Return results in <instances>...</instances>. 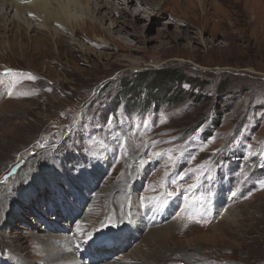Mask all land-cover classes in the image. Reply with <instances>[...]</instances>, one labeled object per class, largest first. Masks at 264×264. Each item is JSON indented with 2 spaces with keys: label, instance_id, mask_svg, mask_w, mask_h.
I'll use <instances>...</instances> for the list:
<instances>
[{
  "label": "rangeland",
  "instance_id": "obj_1",
  "mask_svg": "<svg viewBox=\"0 0 264 264\" xmlns=\"http://www.w3.org/2000/svg\"><path fill=\"white\" fill-rule=\"evenodd\" d=\"M151 3L73 36L0 23V264L75 239L95 197L119 221L120 193L133 245L93 264H264V0ZM163 72V92L138 84Z\"/></svg>",
  "mask_w": 264,
  "mask_h": 264
},
{
  "label": "bare ground",
  "instance_id": "obj_2",
  "mask_svg": "<svg viewBox=\"0 0 264 264\" xmlns=\"http://www.w3.org/2000/svg\"><path fill=\"white\" fill-rule=\"evenodd\" d=\"M120 3L121 5H126V8L121 7L119 9H115L112 5L109 4V0H0V7H2L0 8V23L3 22L4 19H7L5 20V22H3L4 23L3 28L5 30L7 29L6 28L7 24H9L11 30L18 28L22 32L23 30L21 26H24L23 27L24 29L31 30L32 32H36L37 26L35 22L23 17L26 15L28 17L29 15L32 18H38V20L42 22V24L38 25V28H41L42 31L46 30L50 33L55 32V34H59V30L57 29H55V31L52 30V25H54V23H57V25L64 27L65 31L67 33H71V35L73 36L76 35V33H79L77 29L78 27H81L82 24L92 26V29H95L99 25L98 23H100L101 25V23H104V21L110 20L109 18H107L108 15L109 16L119 15V18L126 19V17H129V12L131 11V5L133 6V4H135V6L136 4L141 6L144 5L145 7L151 6V8L155 10L160 9L161 6L160 4L157 3L152 4L151 0H121ZM11 9H12V13L14 12L16 13L14 15V18L11 17V12H10ZM74 11H78L83 15L84 18H82L83 19L81 20L82 22L80 21V18L77 15V13H75ZM103 12L105 13L103 14ZM134 16L137 19L136 21H139L138 19L141 18L140 13L134 14ZM115 23L117 24V21ZM115 23H113L112 26H115ZM1 31L2 29L0 28V34ZM123 31H125V29L122 28L121 25L120 26L117 25L116 28L114 27L111 33L117 36L122 34ZM101 40L102 41H100L99 44H102V46L100 47L107 48L108 43L106 42V40L104 39ZM119 41L120 43L122 42L121 40ZM30 74L31 73H29V79L31 81V84L33 83L36 84L40 81V77L38 75H36L35 77H31ZM24 96H26L27 99L31 98L28 94ZM4 183L5 182L3 181L2 184ZM14 189H15L14 186H12L11 191H14ZM98 195L101 194L98 193ZM107 196L109 201L110 195L108 194H106V196H103L101 199L106 201ZM123 196L124 193H120L117 196L122 201L121 204L117 202L118 206L114 204H109V206L112 209H115L120 215L119 221L112 220L111 216L110 217L106 216L104 211L105 205L103 204V207L101 205L99 206L97 204L99 202L98 199L99 197L97 198L95 197L93 199L92 204H90L91 206L88 208L87 212L82 218V223L80 228L82 229V231L84 230L85 231L80 234H77L75 239L67 235L66 236L55 235L56 237H58V239L56 240H53L51 236L48 237L49 239H47L44 243H41V241L36 240L37 246H40L41 249L43 247L45 250L44 251L42 249L43 250V252H41L42 256L39 258L38 264H85L86 262H88L89 264H93L94 262L92 263L90 262L91 260H93V258L89 260V256L90 255L94 256L95 254L98 255V257L95 260L101 259L99 256V254H101L104 256L103 257L104 261L102 262L112 261L115 258H117L119 254H121L120 251L121 249L126 250L127 248L131 247L133 245L132 241H133L134 232L121 233L120 235H115L114 232L115 228L117 227L124 226L127 229L130 223H132L134 220H139V218H136L137 213L134 210L135 206L129 203V196L125 194V198H122ZM32 200H38V198H34ZM81 201H85V199H82ZM129 205L130 208H128ZM69 215L70 214H68L67 216ZM157 218L158 217H153L152 215L150 220L158 221ZM93 219H97L94 224H92ZM143 219L145 220V218ZM143 224L140 225L137 224L138 226L134 225L133 229L135 228V226H137L136 229L138 227H144L142 226ZM110 226L114 227V229L111 228ZM105 227H107V230L109 232H104L106 229L102 232V229ZM91 228L94 231H91ZM112 232H114V236H112L113 235ZM100 235L103 236V239L100 238L99 240ZM111 242H112V246H109ZM73 245H76L79 248V250H82L83 253L81 255V259L77 258L75 260L73 257H70V254L76 252L74 249H71ZM50 246L54 247L51 251L48 250ZM140 246L141 244L139 245V247ZM106 258H108V260H106ZM130 263H134V261L129 260L127 263L124 264H130Z\"/></svg>",
  "mask_w": 264,
  "mask_h": 264
},
{
  "label": "trees",
  "instance_id": "obj_3",
  "mask_svg": "<svg viewBox=\"0 0 264 264\" xmlns=\"http://www.w3.org/2000/svg\"><path fill=\"white\" fill-rule=\"evenodd\" d=\"M143 74V73H142ZM147 74L146 72L143 74V76ZM151 81L149 82L148 79H139L138 80V84L142 83V84H148L150 87H153V88H160V91L163 92L165 89H164V84L166 81L170 80L171 78H173V75H169L168 73H162L161 75H158L156 77L152 76L151 77H148ZM155 80V81H154ZM175 81L179 82L180 79L179 77H177V79H175Z\"/></svg>",
  "mask_w": 264,
  "mask_h": 264
}]
</instances>
